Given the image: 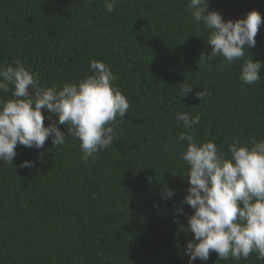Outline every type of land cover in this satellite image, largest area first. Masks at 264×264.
I'll use <instances>...</instances> for the list:
<instances>
[{
    "label": "trees",
    "instance_id": "1",
    "mask_svg": "<svg viewBox=\"0 0 264 264\" xmlns=\"http://www.w3.org/2000/svg\"><path fill=\"white\" fill-rule=\"evenodd\" d=\"M188 2L119 0L109 14L103 0H0V65L18 58L42 86L62 87L102 61L130 103L117 141L95 160L81 159L78 140L54 147L49 138L39 150L18 144L14 164L0 162V264H189L183 251L192 234L181 225L193 210L183 203L186 142L175 141L185 129L175 115L199 114L196 139L225 153L234 138L264 139V72L260 83L243 85L240 62H199L211 51L208 30L192 21ZM208 10L225 21L252 10L264 16V0H211ZM256 39L248 52L264 62V25ZM182 84L194 87L184 99ZM24 161L35 167L21 168ZM164 188L174 198L161 199ZM194 264L264 260L222 261L212 252Z\"/></svg>",
    "mask_w": 264,
    "mask_h": 264
},
{
    "label": "clouds",
    "instance_id": "2",
    "mask_svg": "<svg viewBox=\"0 0 264 264\" xmlns=\"http://www.w3.org/2000/svg\"><path fill=\"white\" fill-rule=\"evenodd\" d=\"M87 2V0H86ZM119 0H103L109 14ZM211 0H189L187 10L192 21L208 30L206 44L211 51L200 61L221 59L220 68L240 62L239 80L243 85L261 82L264 62L253 61L248 49L257 45V35L264 16L252 10L242 19L225 21L218 11H209ZM246 53L250 58L246 59ZM92 75L62 87L42 86L39 76L26 69L20 59L0 65V93L11 92V99L0 98V162L14 164L19 145L43 149L50 138L54 147L78 140L81 159L87 163L96 154L113 147L116 127L128 114L130 103L114 85L110 66L91 60ZM193 86L182 84L179 96L184 99ZM205 90L196 93L204 100ZM50 121L45 126V115ZM175 119L185 131L176 137L179 146L186 142L181 159L188 166L183 175L189 184L183 203L193 210L182 231L192 234L183 254L189 264L206 262L215 252L218 260H247L255 255L264 260V139L241 143L233 139L227 153L212 141H198L194 126L201 124L199 114L177 112ZM68 129L67 135L60 126ZM24 161L21 168L35 167ZM174 190L164 188L161 199H172ZM156 207H159L156 205ZM178 216L183 208L177 207Z\"/></svg>",
    "mask_w": 264,
    "mask_h": 264
}]
</instances>
